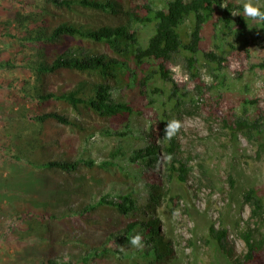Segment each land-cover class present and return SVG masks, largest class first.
Listing matches in <instances>:
<instances>
[{
	"label": "trees",
	"instance_id": "1",
	"mask_svg": "<svg viewBox=\"0 0 264 264\" xmlns=\"http://www.w3.org/2000/svg\"><path fill=\"white\" fill-rule=\"evenodd\" d=\"M7 1L10 5L0 15V40L11 41L15 51L0 68L19 69L27 76L0 83L8 102L2 112L0 153L38 177L52 175L62 185L55 186L53 195L59 204L57 196L63 197L57 191L82 192V165L102 169L111 182L120 175L126 187L89 202L66 201L63 209L51 211L33 205L29 190L0 185L7 199L0 204L1 234L12 233L18 243L31 245V256L25 254L21 264H159L175 258L173 241L162 230L159 205L170 193L168 183L175 178L186 182L191 169L181 154V127L171 139L165 132L172 120L181 125L186 103L172 68L186 64L203 94L206 84L196 73L200 55L221 73L230 69L233 59H249L250 51L238 46L251 27L243 5L232 0ZM233 13L239 14L237 21ZM255 21L264 34V21ZM187 25L185 40L182 30ZM208 27L216 38L233 33L236 40L214 42L218 50H206L202 45ZM146 30L151 34L144 36ZM253 68L263 69L264 61ZM238 73L243 78V71ZM133 86L139 88L141 106L123 96L124 88ZM245 102L256 108L254 117L247 109L238 115L223 95L210 104V116L227 120L234 136L243 133L264 146V97ZM148 109L153 115L141 132L135 117ZM65 129L71 135L63 139ZM98 134L112 141L99 165L85 148ZM136 139L143 142L139 148L132 147ZM161 149L171 157L167 179L160 171ZM136 169L149 173L133 172ZM243 197L252 209L240 230L247 248L243 264H264V196L251 187ZM110 213H117L122 222L112 227ZM92 228L103 231L104 238L92 235ZM137 233L143 237L142 249L129 242ZM210 234L226 247V230L212 225ZM122 244L126 249H116Z\"/></svg>",
	"mask_w": 264,
	"mask_h": 264
},
{
	"label": "rangeland",
	"instance_id": "2",
	"mask_svg": "<svg viewBox=\"0 0 264 264\" xmlns=\"http://www.w3.org/2000/svg\"><path fill=\"white\" fill-rule=\"evenodd\" d=\"M232 1L243 5V0ZM253 2L264 7V0ZM9 5L7 0H0V15L6 12ZM238 13H235V21L239 17ZM248 21L251 27L247 39L240 38L238 46L242 50L250 51L249 59H233L230 69L221 73L215 69L213 62L200 55V65L196 73L206 84L203 94L198 93V82L192 78L186 64L181 63L172 68L173 77L180 84L181 95L186 101L181 116L179 142L181 154L188 160L191 170L186 182L175 178L168 183L170 193L159 205L158 214L164 222L162 230L171 238L175 248V258L159 264H243L247 248L240 230L246 226L252 215V209L249 204L244 203L243 195L247 189L255 187L264 196V146H261L260 141L250 142L243 133L234 136L228 128L227 120H217L210 116V104L223 95L232 101L238 115H244L247 109L252 118L256 114V108L247 104L245 99L264 97V68H253V65L264 61V34L259 23L250 18ZM149 30L144 32V36L151 34ZM189 31L190 25L182 30L185 40L188 39ZM204 32L202 46L206 50L217 51L214 42L221 45L225 40H236L233 33L227 35L228 39L222 34H218L219 37L216 38L211 27ZM14 51L15 46L11 41L0 40V62L10 59ZM238 71H243V78H239ZM25 76L27 74L19 69L3 71L0 68V83L6 78L23 79ZM6 95V90H0V131L4 129L2 112L8 104ZM168 95L169 92L164 98ZM123 96L127 100L134 99V104L141 106L138 86L124 88ZM225 114L226 109H223L220 115ZM150 115L153 113L148 109L145 114L135 117L139 131L148 129ZM70 135L71 132L65 129L61 137L66 139ZM261 142L264 143V138ZM141 143V139H136L132 147L139 148ZM158 143L161 144L162 141ZM111 144L112 141L98 134L85 144V148L91 159L99 165L105 160ZM161 159L160 171L167 179L170 164L163 149ZM139 171L143 174L149 173L148 169H136L133 172ZM80 174L82 178L78 183L82 192L72 194L57 191L63 197L57 196L62 200L59 204L53 195L56 192L55 186L62 185L52 175L38 177L30 170L9 163L8 157L0 153V185L29 190L33 195L31 203L36 207L48 206L54 211L65 206L63 203L66 201L70 205L73 202L76 204L78 200L89 202L99 199L103 194L126 187L120 175L116 182H111V176L100 168L92 169L82 165ZM6 201L5 196L0 194V204ZM107 217L112 227L122 222L117 213H110ZM212 225L219 231H227L226 247L211 236ZM3 226L0 221V264L23 263V256L32 254L31 245L26 242L18 243L12 233L2 235ZM92 229L91 233L97 239L104 238L103 231ZM125 247L123 244L116 245L119 251H122L121 248L126 249Z\"/></svg>",
	"mask_w": 264,
	"mask_h": 264
},
{
	"label": "clouds",
	"instance_id": "3",
	"mask_svg": "<svg viewBox=\"0 0 264 264\" xmlns=\"http://www.w3.org/2000/svg\"><path fill=\"white\" fill-rule=\"evenodd\" d=\"M226 5H222V7H225ZM243 13L246 17L252 19V20H259L264 21V11H261V6L257 3H254L253 0H243ZM233 15H236L233 13ZM181 125L179 121L172 120L170 121L166 128L165 132L167 134V138L171 139L173 135L176 134L177 131H179ZM168 159H171V157H168ZM143 237L141 234L137 233L130 237V244L135 247L142 249L143 248ZM123 250V248H121Z\"/></svg>",
	"mask_w": 264,
	"mask_h": 264
}]
</instances>
